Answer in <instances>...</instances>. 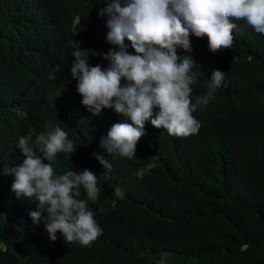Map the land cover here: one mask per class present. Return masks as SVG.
<instances>
[{
    "label": "trees",
    "instance_id": "obj_1",
    "mask_svg": "<svg viewBox=\"0 0 264 264\" xmlns=\"http://www.w3.org/2000/svg\"><path fill=\"white\" fill-rule=\"evenodd\" d=\"M106 2L0 0V264H157L162 253L170 254L164 264H264V34L234 21L231 48L215 53L206 36L190 35L191 51L177 46L176 53L194 63L193 103L207 93L214 70L224 73L207 106L193 113L198 133L171 136L146 121L135 157L110 156L100 138L122 117L112 109L92 115L70 74L74 41L101 54L88 56L90 66H108L102 56L115 46L98 15ZM46 123L77 146L57 154L55 173L97 175L99 197L87 202L102 235L89 246L67 243L59 232L50 241L43 221L29 215L37 201L17 198L14 176L4 174L25 159L18 138H35ZM152 156L156 167L138 178Z\"/></svg>",
    "mask_w": 264,
    "mask_h": 264
},
{
    "label": "clouds",
    "instance_id": "obj_2",
    "mask_svg": "<svg viewBox=\"0 0 264 264\" xmlns=\"http://www.w3.org/2000/svg\"><path fill=\"white\" fill-rule=\"evenodd\" d=\"M98 15L106 17L105 39L115 46L102 56L108 66H90L88 56L101 54L81 49L79 41H74L70 74L77 81L81 104L92 115L112 109L122 117L123 122L114 123L106 136L100 138V147L110 156L128 159L135 157L137 143L145 135L146 121L171 136L198 133L201 125L193 113L207 106L223 80L224 73L214 70L207 93L197 96L193 103L191 85L197 79L192 72L194 63L191 57H179L177 46L191 51L189 37L194 35L207 37L210 52L231 48L233 30L238 28L234 21L239 20L264 34V0H110L99 9ZM125 38L134 54L128 51ZM60 70L57 65L53 72ZM49 79H54V75L50 74ZM17 147L25 159L4 174L14 176L10 190L17 198L24 196L37 201V209L29 213L33 223L43 221L50 241L54 242L59 232L67 243L89 246L102 235V229L87 201L95 203L101 189L97 175L88 169L55 173L51 162L57 154H72L77 147L68 139L67 132L46 123L45 131L35 138L32 132L19 137ZM92 155L104 169H111L103 156L95 152ZM156 159L148 158L150 162L138 169L136 176L143 178L155 168ZM81 187L87 200L78 198ZM114 194L124 197L119 187ZM169 256L162 253L157 264H164Z\"/></svg>",
    "mask_w": 264,
    "mask_h": 264
}]
</instances>
